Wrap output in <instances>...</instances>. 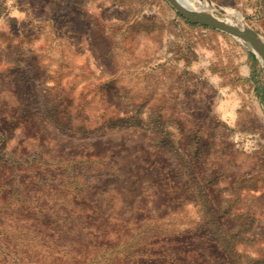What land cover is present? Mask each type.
<instances>
[{"label":"rangeland","instance_id":"obj_1","mask_svg":"<svg viewBox=\"0 0 264 264\" xmlns=\"http://www.w3.org/2000/svg\"><path fill=\"white\" fill-rule=\"evenodd\" d=\"M0 264H264L263 61L168 0H0Z\"/></svg>","mask_w":264,"mask_h":264},{"label":"water","instance_id":"obj_2","mask_svg":"<svg viewBox=\"0 0 264 264\" xmlns=\"http://www.w3.org/2000/svg\"><path fill=\"white\" fill-rule=\"evenodd\" d=\"M168 1L190 22L205 24L214 28H218L242 39L251 45L253 48L251 49L264 63V39L254 29L247 26L239 28L215 17L206 11L190 8L189 6L181 3L179 0Z\"/></svg>","mask_w":264,"mask_h":264},{"label":"bare ground","instance_id":"obj_3","mask_svg":"<svg viewBox=\"0 0 264 264\" xmlns=\"http://www.w3.org/2000/svg\"><path fill=\"white\" fill-rule=\"evenodd\" d=\"M179 1L181 3L189 6L190 8L199 9V10L208 11V12L211 11L212 3H210L207 0H200V2H199L198 5L194 4V1L195 0H179ZM228 23L233 24V25H235V26H237L239 28L245 27L244 21L239 16H237V15H233V20L232 21H228ZM246 44L250 48H252L251 45H249L248 43H246Z\"/></svg>","mask_w":264,"mask_h":264}]
</instances>
